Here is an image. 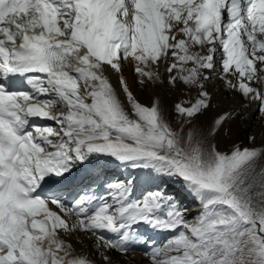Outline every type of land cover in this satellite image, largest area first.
<instances>
[{
  "label": "snow or ice",
  "instance_id": "obj_1",
  "mask_svg": "<svg viewBox=\"0 0 264 264\" xmlns=\"http://www.w3.org/2000/svg\"><path fill=\"white\" fill-rule=\"evenodd\" d=\"M128 61L136 86L195 90L177 120L137 98ZM214 73L264 120V0H0V264H94L77 234L115 264L141 229L171 235L149 264H264V150L209 143L234 116L202 119L221 107ZM109 165L140 171L111 180ZM157 180L201 203L195 223Z\"/></svg>",
  "mask_w": 264,
  "mask_h": 264
},
{
  "label": "bare ground",
  "instance_id": "obj_2",
  "mask_svg": "<svg viewBox=\"0 0 264 264\" xmlns=\"http://www.w3.org/2000/svg\"><path fill=\"white\" fill-rule=\"evenodd\" d=\"M193 51H199V49H193ZM217 59H219V56L217 57ZM217 70H219V65H217ZM161 73L164 74V68L163 66H161ZM105 74L110 78V82L113 84L114 87H116L117 91L119 92V85H118V74L114 73L110 68H106L105 69ZM123 76L126 78V80L128 81L132 91L134 92V94L137 96V98L141 101H146V102H150V97L146 94V90L145 88H141L139 86H136L133 81L135 79L134 77V73L132 70V62L128 61V62H124L123 63ZM166 75V74H164ZM231 78V77H229ZM212 84H215L217 87L216 89H213L214 91V102H220L221 107L217 108V109H213L210 110L208 113L207 117H213L214 115L219 114L217 111L218 109H224L226 104H230L231 106L234 107L235 111H236V118L234 122H236V128L238 131V129L240 128V125L244 124L245 128L247 129V133L249 134H258L256 141L259 140V142L257 143L256 146H252L251 148L255 147V148H260L261 150H264V120H261L259 117V113L256 111L257 109V104L255 102H249L244 100L239 93H228L226 91H224L221 87H220V82L217 79L216 74L214 73L212 75ZM158 86V85H156ZM160 88V87H158ZM209 88H211V84L209 85ZM154 89L155 91L157 90V88L154 85ZM162 89L165 90L164 93V98H163V104L165 105V109L166 111L167 109V104L171 102V105L174 108V104L176 102H179L181 100H184L185 98L188 99H192L195 97L196 92L195 90H188V89H184V88H180V89H176L175 91H171L167 88V86L165 85L164 87H162ZM159 90V89H158ZM161 90V89H160ZM224 97H227V99H224ZM123 99V97H121ZM152 98V97H151ZM246 105V107H245ZM174 114V113H173ZM247 115V118L245 119ZM226 132V131H225ZM240 132V131H239ZM244 137V135H243ZM246 137L241 138L240 140H236L237 138H232L231 139V143L229 144L231 147L230 150H228V152H230L234 146L240 147V148H245L247 146H250V144L248 142H246ZM219 140V139H218ZM256 141L254 143H256ZM220 143V142H219ZM217 143V144H219ZM221 145V144H220ZM226 149V147H225ZM222 149L221 152H224ZM220 151V149H219ZM94 237H87V236H83L81 234H77L75 235L74 238H70L71 242L73 243L74 246V253L73 255H81L84 257H87L89 260H92L94 262V264H100L99 260H98V252L96 249L90 247L93 243V241L95 239H93ZM94 251V254H92ZM112 258L113 261H120V262H125L127 263H131V262H136V264H145L144 263V255H142L141 253H132L130 252L127 256H120L119 254L115 253V252H111L109 253ZM102 264V263H101ZM123 264V263H122ZM148 260H147V263Z\"/></svg>",
  "mask_w": 264,
  "mask_h": 264
},
{
  "label": "rangeland",
  "instance_id": "obj_3",
  "mask_svg": "<svg viewBox=\"0 0 264 264\" xmlns=\"http://www.w3.org/2000/svg\"><path fill=\"white\" fill-rule=\"evenodd\" d=\"M155 87L157 88L156 91H155L154 85L152 83H148L146 87H143L146 90V94L150 97V102L149 101L148 102L141 101V99H140V101L142 103L150 104L151 101L153 100V98H156V97H160L163 100V98H164L163 96H164L165 90L162 89V87L159 86V85L158 86L155 85ZM158 87H160V88H158ZM184 100H187V99L185 98ZM167 105H168L167 106V109H168L167 112L170 113L171 119L174 120V121L177 120V117L175 116L174 108L171 105V102L168 103ZM228 109H234V107L231 106L230 104L229 105L226 104L224 109L220 108V110L218 109L217 111H220L218 113H222L223 111L228 110ZM57 110H58V108L55 111H53L52 113L57 112ZM207 116H208V114H207ZM207 116L206 117H202V119H204V120H206L207 122L210 123L211 120H212V117H207ZM235 116H236V111L234 109L233 119L229 120L227 125L225 126V131L226 132L221 133V135L218 138H216V139L209 138V143H211V144H217V143L220 142L219 144H217L218 145V150L220 149V151L222 149H225V147H226V149L223 150L224 152H228V150L231 149L230 148L231 146L229 144L231 143V139L233 137L237 138L236 140H240L241 138H244L245 136H247L246 137V142H248L250 144V146H247V148H251L252 146H256L257 143L259 142V140L256 141L257 136L259 135V133L258 134L254 133L253 135L247 133V129L245 128L244 124L240 125V128L238 129V131H236L237 130L236 122H234V121H235V119L237 120V118H236L237 116L236 117ZM246 118H247V115H246L245 119ZM172 127L174 129H176L177 128V123H173ZM243 135H244V137H243ZM252 136H255V140L249 139V137H252ZM255 141H256V143H254ZM117 176H118L119 180L126 179L123 176L122 173H118ZM154 184L159 186L158 190L163 191L168 196L176 197L178 201L182 202L181 206L183 208L187 209V211L184 213V215H185V219L188 221V223L192 224V223H195L198 220V218H199V216H200V214L202 212L201 203L199 201H195L194 202L192 197L186 196L185 193L182 191V186L179 183H171V184H169V183H161L159 180H157V181L154 182ZM144 186L147 187L146 185H144ZM150 190H157V188L153 187ZM170 238H171V236L168 239H170ZM163 242L166 243V239H164ZM92 252H93L92 254H94V251H92ZM98 260H99V263L101 264L102 261H101L100 257H98ZM147 260H148L147 257L144 256V263L145 262L147 263ZM122 263L126 264L125 262H120V261H116L115 262V264H122ZM148 263H149V260H148ZM127 264H136V262H131V263H127Z\"/></svg>",
  "mask_w": 264,
  "mask_h": 264
}]
</instances>
